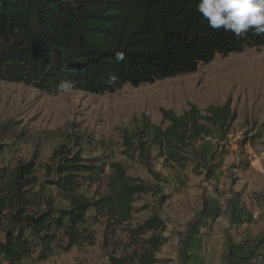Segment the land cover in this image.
<instances>
[{
	"label": "trees",
	"instance_id": "1",
	"mask_svg": "<svg viewBox=\"0 0 264 264\" xmlns=\"http://www.w3.org/2000/svg\"><path fill=\"white\" fill-rule=\"evenodd\" d=\"M199 0H0V82L22 84L43 93H59L63 80L73 91L95 96L115 94L126 86L139 88L192 75L217 56L228 57L264 48V34L237 38L214 30L197 10ZM122 53L123 60L117 58ZM162 124L147 116L122 136L125 154L144 162L153 184L112 166L107 193L93 199L81 194L87 162L81 153L62 150L48 166L49 181L68 203L37 191L35 160L14 168L0 167V259L20 264L37 255L48 262L58 252L95 246L88 214L104 219L112 236L122 234L121 254L110 264H159L157 255L169 243L160 208L167 203V180L151 166V149L170 166L180 165L183 152L219 132L226 138L237 121L228 100L204 113L196 106L182 115L161 110ZM3 148H0V153ZM210 178L214 176L209 170ZM142 198L157 207L143 221L134 216ZM60 236L67 240L60 243Z\"/></svg>",
	"mask_w": 264,
	"mask_h": 264
},
{
	"label": "rangeland",
	"instance_id": "2",
	"mask_svg": "<svg viewBox=\"0 0 264 264\" xmlns=\"http://www.w3.org/2000/svg\"><path fill=\"white\" fill-rule=\"evenodd\" d=\"M228 100L237 121L226 138L216 132L194 144L175 166L151 149L150 166L167 180L169 197L159 210L169 243L157 257L159 264H264V48L217 56L195 74L139 88L128 85L104 96L73 90L43 93L0 82V167L35 160L37 191L56 209L68 203L48 184L54 180L48 166L62 150L81 153L87 162L80 192L87 198L107 193L117 163L128 175L153 184L146 164L125 154L123 133L133 132L143 116L161 125L162 109L182 115L196 106L204 113ZM136 206L149 207L134 216L143 221L157 204L142 198ZM95 215L88 214L87 224L96 235L95 246L60 251L48 262L34 255L20 264H110L111 256L121 254L118 243L124 236H112L105 220ZM0 264L6 263L0 259Z\"/></svg>",
	"mask_w": 264,
	"mask_h": 264
},
{
	"label": "clouds",
	"instance_id": "3",
	"mask_svg": "<svg viewBox=\"0 0 264 264\" xmlns=\"http://www.w3.org/2000/svg\"><path fill=\"white\" fill-rule=\"evenodd\" d=\"M197 10L214 30L223 29L237 38H245L250 31L256 36L264 34V0H199ZM117 58L124 56L117 53ZM58 88L71 92L74 83L63 80Z\"/></svg>",
	"mask_w": 264,
	"mask_h": 264
}]
</instances>
